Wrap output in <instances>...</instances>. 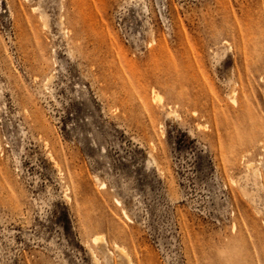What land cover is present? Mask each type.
I'll use <instances>...</instances> for the list:
<instances>
[{
  "label": "rangeland",
  "instance_id": "1",
  "mask_svg": "<svg viewBox=\"0 0 264 264\" xmlns=\"http://www.w3.org/2000/svg\"><path fill=\"white\" fill-rule=\"evenodd\" d=\"M122 250L264 264V0H0V264Z\"/></svg>",
  "mask_w": 264,
  "mask_h": 264
},
{
  "label": "clouds",
  "instance_id": "2",
  "mask_svg": "<svg viewBox=\"0 0 264 264\" xmlns=\"http://www.w3.org/2000/svg\"><path fill=\"white\" fill-rule=\"evenodd\" d=\"M237 251L239 252L241 256L246 254V248L242 240L238 241Z\"/></svg>",
  "mask_w": 264,
  "mask_h": 264
},
{
  "label": "bare ground",
  "instance_id": "3",
  "mask_svg": "<svg viewBox=\"0 0 264 264\" xmlns=\"http://www.w3.org/2000/svg\"><path fill=\"white\" fill-rule=\"evenodd\" d=\"M43 130L46 131V129L44 128V126H43ZM52 158H54V157L52 156ZM54 161H55V160H54ZM55 162H56V161H55ZM97 240H98V239L96 238V241H97ZM121 255H122V256H125V260H126L127 264H133V261L131 260L130 255H129L128 253H126L124 250H122ZM95 259H96V256H95ZM95 259H94V260H95Z\"/></svg>",
  "mask_w": 264,
  "mask_h": 264
}]
</instances>
